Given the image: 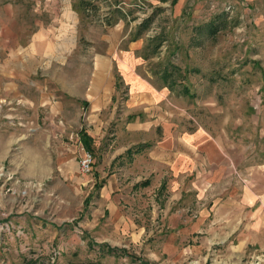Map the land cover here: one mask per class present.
I'll return each instance as SVG.
<instances>
[{
	"label": "rangeland",
	"instance_id": "obj_1",
	"mask_svg": "<svg viewBox=\"0 0 264 264\" xmlns=\"http://www.w3.org/2000/svg\"><path fill=\"white\" fill-rule=\"evenodd\" d=\"M11 17L21 48L0 54V264H187L163 248L170 186L137 176L141 136L126 126L143 115L126 106L118 59L138 46L137 74L164 95L155 120L224 133L261 165L264 0H0V28Z\"/></svg>",
	"mask_w": 264,
	"mask_h": 264
},
{
	"label": "crops",
	"instance_id": "obj_2",
	"mask_svg": "<svg viewBox=\"0 0 264 264\" xmlns=\"http://www.w3.org/2000/svg\"><path fill=\"white\" fill-rule=\"evenodd\" d=\"M8 20L10 24L0 28V54L9 51L12 58H18L13 45L21 48L20 39L13 18ZM39 36L43 33L35 37V48ZM137 47L119 57L118 72L128 89L127 108L143 115V120L138 115L127 123L126 130L141 136L136 150L150 145L135 153L133 162L141 175L137 176L154 187L169 185L172 191L171 207L165 213L173 221L164 251L180 255L187 264H255L256 259L264 264V162L248 164L245 152L224 133L180 131L169 122L155 120V107L164 95L137 74L133 56ZM106 67L97 68L98 81L107 73ZM6 73L0 60V82H5ZM114 86L110 100L119 89L115 80ZM105 101L94 103V111L105 109ZM158 128L159 135L153 139V130ZM130 148L123 147L118 156Z\"/></svg>",
	"mask_w": 264,
	"mask_h": 264
},
{
	"label": "trees",
	"instance_id": "obj_3",
	"mask_svg": "<svg viewBox=\"0 0 264 264\" xmlns=\"http://www.w3.org/2000/svg\"><path fill=\"white\" fill-rule=\"evenodd\" d=\"M148 23H149V21H146L145 23H143V24L141 25V30L147 28V24H148ZM212 26L215 27V25H212ZM216 27H217V26H216ZM140 34H141V33H140ZM157 40H160V39L156 37V38H153V39L151 40V42H154V41H157ZM160 43H161V42H160ZM157 45L160 46V45H159V42L157 43ZM186 92H187V90H186ZM80 140H81L82 145L84 146V148H85V150H86L87 152L92 153V152L94 151V148H93L94 140H93V138L87 133V131L84 130V129L80 132ZM149 147H150L149 144L141 145V147H139V148L135 151V153L139 152V151H140V148H142V149H146V148H149ZM132 153H133V150L130 149V150L128 151L127 154L131 155ZM100 186H101V185H99V187H100ZM107 246H108V245H107ZM104 247H106V246H103L102 248H104ZM107 248H108V247H107ZM108 252H112V253H113V252H117V251L108 248ZM24 264H36V262H35V261H28V262H26V261H25Z\"/></svg>",
	"mask_w": 264,
	"mask_h": 264
},
{
	"label": "built area",
	"instance_id": "obj_4",
	"mask_svg": "<svg viewBox=\"0 0 264 264\" xmlns=\"http://www.w3.org/2000/svg\"><path fill=\"white\" fill-rule=\"evenodd\" d=\"M80 172L84 175L91 173L93 166L92 154L87 152L79 161Z\"/></svg>",
	"mask_w": 264,
	"mask_h": 264
}]
</instances>
